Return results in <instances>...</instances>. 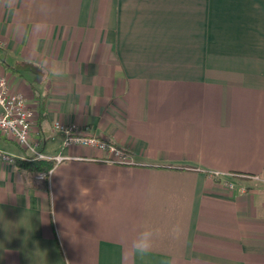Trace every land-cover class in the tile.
<instances>
[{
  "label": "crops",
  "instance_id": "1",
  "mask_svg": "<svg viewBox=\"0 0 264 264\" xmlns=\"http://www.w3.org/2000/svg\"><path fill=\"white\" fill-rule=\"evenodd\" d=\"M17 8L0 6V76L33 110L36 149L70 157L37 179L17 163L33 153L0 131V264H264V0ZM43 60L64 73L22 68ZM56 121L135 162L64 148ZM146 226L159 235L140 255Z\"/></svg>",
  "mask_w": 264,
  "mask_h": 264
},
{
  "label": "built area",
  "instance_id": "2",
  "mask_svg": "<svg viewBox=\"0 0 264 264\" xmlns=\"http://www.w3.org/2000/svg\"><path fill=\"white\" fill-rule=\"evenodd\" d=\"M33 110L29 107L26 97L22 92L12 90L8 77L0 76V131L5 134L12 135L16 141L26 150L33 153L37 158L52 159L55 163H59L70 156L63 153H57L49 156L36 149V146L30 139ZM55 129L63 135V147L71 145L94 146L107 153L106 159L132 164L135 161L130 153L115 143L95 136L86 135L73 125H65L59 121L55 122ZM0 156L11 158L0 151ZM52 169L49 171H40L36 174L37 179L44 180L49 177ZM233 188V184H230ZM245 190V187H242Z\"/></svg>",
  "mask_w": 264,
  "mask_h": 264
},
{
  "label": "clouds",
  "instance_id": "3",
  "mask_svg": "<svg viewBox=\"0 0 264 264\" xmlns=\"http://www.w3.org/2000/svg\"><path fill=\"white\" fill-rule=\"evenodd\" d=\"M18 0H0V6L5 7L9 14L13 17L18 15L17 8ZM41 11L47 14L49 12V8L45 4H41ZM47 24L45 22L38 23L35 28L37 31H43L47 29ZM14 32L16 35H21L26 33V28L24 26L23 20H18L14 27ZM41 73L42 78L47 79L49 75L52 76H61L65 69L59 65L57 62L53 61L51 64L48 60H43L39 64L36 65ZM178 233V228L172 229V234L176 235ZM159 235V229H155L152 227L146 226L143 231L139 233L137 238L132 242V250L135 253L140 255L146 254L151 250L154 242V238Z\"/></svg>",
  "mask_w": 264,
  "mask_h": 264
},
{
  "label": "trees",
  "instance_id": "4",
  "mask_svg": "<svg viewBox=\"0 0 264 264\" xmlns=\"http://www.w3.org/2000/svg\"><path fill=\"white\" fill-rule=\"evenodd\" d=\"M22 68L32 70L33 72L39 74L40 70L34 63H24ZM17 163L21 166L29 168L32 172L38 171H49L55 166V161L52 159H41L37 158L34 155L29 159H18Z\"/></svg>",
  "mask_w": 264,
  "mask_h": 264
},
{
  "label": "rangeland",
  "instance_id": "5",
  "mask_svg": "<svg viewBox=\"0 0 264 264\" xmlns=\"http://www.w3.org/2000/svg\"><path fill=\"white\" fill-rule=\"evenodd\" d=\"M55 128V127H54ZM56 130V129H55ZM57 131V130H56ZM30 139H31V135H30ZM31 141H32V139H31ZM49 149H47V151H51V146L50 147H48ZM38 172H40V171H38ZM38 172H36V173H38ZM35 173V174H36Z\"/></svg>",
  "mask_w": 264,
  "mask_h": 264
}]
</instances>
